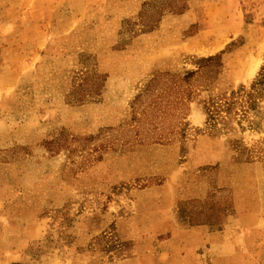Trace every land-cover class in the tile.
Here are the masks:
<instances>
[{
    "label": "rangeland",
    "instance_id": "obj_1",
    "mask_svg": "<svg viewBox=\"0 0 264 264\" xmlns=\"http://www.w3.org/2000/svg\"><path fill=\"white\" fill-rule=\"evenodd\" d=\"M263 67L264 0H0V264H264Z\"/></svg>",
    "mask_w": 264,
    "mask_h": 264
},
{
    "label": "trees",
    "instance_id": "obj_2",
    "mask_svg": "<svg viewBox=\"0 0 264 264\" xmlns=\"http://www.w3.org/2000/svg\"><path fill=\"white\" fill-rule=\"evenodd\" d=\"M187 9V6L183 4L179 11L176 10L172 12L174 14H181ZM160 21L161 19L156 22V26L154 24V26H151V29H148L146 31L154 30L158 26ZM220 57L221 53L209 56L208 58H206V61L205 63H203L202 66L211 62H218ZM192 73L193 72H190L185 76H190L189 74ZM238 94H241L240 97L244 100L243 103L240 104V109L242 112H244L243 114H247L250 110L256 109V107L258 106V101L264 97V67L262 68V71L260 72L259 76L251 83L249 88L246 86H241L238 91H232L230 94H225L222 98L210 99L209 103L204 105L205 110L208 114V119H213L219 113H225L226 116L236 114V95Z\"/></svg>",
    "mask_w": 264,
    "mask_h": 264
}]
</instances>
